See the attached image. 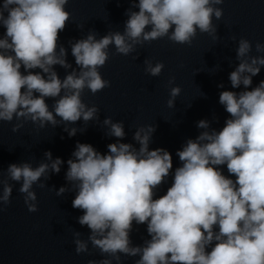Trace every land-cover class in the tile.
<instances>
[{"label": "clouds", "instance_id": "clouds-1", "mask_svg": "<svg viewBox=\"0 0 264 264\" xmlns=\"http://www.w3.org/2000/svg\"><path fill=\"white\" fill-rule=\"evenodd\" d=\"M127 2L131 6L125 12L128 19L122 33L109 31L97 38L89 30L85 37L69 41L77 66L72 68L59 39L71 19L66 10L69 0H3L0 27L6 31L0 36V122L18 121L13 132L29 121L40 128L63 124L73 137L85 129L69 125L81 119L85 125L100 121V109L84 103L82 94L86 88L95 95L111 86L100 72L110 58V46L116 54L128 56L137 46L165 37L189 46L198 32L220 39L213 18H222L223 9L216 5L224 0ZM252 51V42L240 38L239 63L229 80L233 89L243 85L245 90L220 92L219 103L230 118L219 131L211 128L209 120L197 122L203 131L177 150L181 165L159 198H154L156 191L169 177L173 158L164 148L150 149L154 124L136 128L133 140L139 148L121 142L126 135L124 123L111 117L102 121L105 135L116 138L107 145V153L77 142L65 173L71 187H60L56 195L75 191L72 207L83 212L78 223L90 229L87 240L73 232L75 253H88L90 243L107 257L88 264H121V254L138 256L135 264H264V80L248 90L264 66V56H254ZM255 52L264 53V44L256 42ZM144 64L152 77L164 68L162 62L153 65L147 58ZM55 65L72 70L61 79ZM180 93L179 86L170 88L169 108L175 107ZM47 98L55 101L51 110ZM44 157L35 167L30 162L8 166L7 179L0 178V205L11 203V180L21 184L18 191L28 211H38L33 186L46 187L49 174H58L65 163L59 157L53 159L51 151ZM224 165L228 176L220 168ZM4 173L0 170V177ZM133 222L147 225L150 239L143 245H132Z\"/></svg>", "mask_w": 264, "mask_h": 264}]
</instances>
